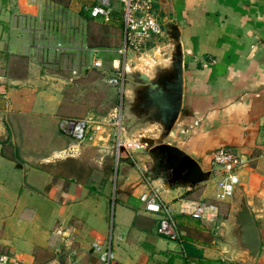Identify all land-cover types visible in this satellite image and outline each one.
<instances>
[{
    "label": "crops",
    "instance_id": "obj_1",
    "mask_svg": "<svg viewBox=\"0 0 264 264\" xmlns=\"http://www.w3.org/2000/svg\"><path fill=\"white\" fill-rule=\"evenodd\" d=\"M75 1L78 11L74 0H0V255L22 264H247L229 234L237 204L214 197L211 156L229 148L247 161L236 192L260 236L251 264H264V0H156L165 34L142 54L120 52L122 15L96 19L84 10L93 0ZM118 71L123 84L108 85ZM177 83L179 110L163 125ZM115 110L118 150L112 127L77 146L59 132L60 118ZM160 143L209 177L183 181ZM151 190L179 242L159 236L158 216L144 211L139 196ZM181 199L216 203V221L180 214Z\"/></svg>",
    "mask_w": 264,
    "mask_h": 264
},
{
    "label": "built area",
    "instance_id": "obj_2",
    "mask_svg": "<svg viewBox=\"0 0 264 264\" xmlns=\"http://www.w3.org/2000/svg\"><path fill=\"white\" fill-rule=\"evenodd\" d=\"M111 0H93V4L84 8L85 12L93 18L107 17L112 11ZM121 5V15L124 24L123 46L121 53L130 51L136 54L146 53L152 45H155L165 34L164 22L156 9V0H118ZM125 73L118 71L107 80L108 85L118 86L123 84ZM122 126L121 111L115 110L109 116L97 118L88 116L82 119L60 118L58 121L59 132L71 138L75 145L92 143L98 133L104 127L115 129V140L113 147L118 150L121 146L119 131ZM264 146V127L262 133ZM71 148L67 152L70 153ZM211 165L216 173L215 200L217 202L229 201L234 197L239 185L238 172L247 165L245 158L229 148H219L212 153ZM144 211L148 214L158 216L157 234L173 242L180 241L172 213L167 205L160 201L156 190L143 193L139 196ZM178 212L199 220L204 224H212L216 221L219 209L216 203L206 201H194L181 199ZM100 258L109 262L110 254L100 251L94 246ZM0 264H22L13 256L0 255Z\"/></svg>",
    "mask_w": 264,
    "mask_h": 264
},
{
    "label": "water",
    "instance_id": "obj_3",
    "mask_svg": "<svg viewBox=\"0 0 264 264\" xmlns=\"http://www.w3.org/2000/svg\"><path fill=\"white\" fill-rule=\"evenodd\" d=\"M179 83H177L178 85H176L174 91L167 99L166 105L169 109L165 108L166 111L161 114L160 120L163 125L170 124L171 119H169V116L171 115L175 118L178 113L181 92ZM156 149L164 154L167 167L173 173L182 175L183 181L196 185L209 177V172L204 171L196 160L179 147L160 143L156 146ZM238 196L237 212L234 217V223L229 227V234L233 241L234 249L240 253L247 264H251L259 252L260 236L244 195L238 193ZM52 264L58 263L54 261Z\"/></svg>",
    "mask_w": 264,
    "mask_h": 264
},
{
    "label": "rangeland",
    "instance_id": "obj_4",
    "mask_svg": "<svg viewBox=\"0 0 264 264\" xmlns=\"http://www.w3.org/2000/svg\"><path fill=\"white\" fill-rule=\"evenodd\" d=\"M74 3H75V5L72 7V8H74L75 10H79V6H78V4L79 3H77V1H75L74 0ZM111 5H112V10H114L115 11V15H118V18L120 17V15L121 14H119V13H121L120 11H121V5L119 4V2H118V0H114V2L112 1L111 2ZM117 13V14H116ZM167 109H169V107H166ZM238 199H239V196H238V193L236 192L235 194H234V197H233V200H234V202L237 204L238 203Z\"/></svg>",
    "mask_w": 264,
    "mask_h": 264
},
{
    "label": "trees",
    "instance_id": "obj_5",
    "mask_svg": "<svg viewBox=\"0 0 264 264\" xmlns=\"http://www.w3.org/2000/svg\"><path fill=\"white\" fill-rule=\"evenodd\" d=\"M186 249V256L190 259H200L199 255L197 253H191L189 246H185Z\"/></svg>",
    "mask_w": 264,
    "mask_h": 264
}]
</instances>
